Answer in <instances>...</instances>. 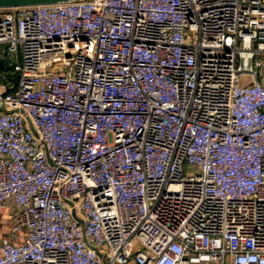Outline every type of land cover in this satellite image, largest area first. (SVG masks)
<instances>
[{"label": "built area", "instance_id": "1", "mask_svg": "<svg viewBox=\"0 0 264 264\" xmlns=\"http://www.w3.org/2000/svg\"><path fill=\"white\" fill-rule=\"evenodd\" d=\"M1 57L0 264H264V0L0 7Z\"/></svg>", "mask_w": 264, "mask_h": 264}, {"label": "water", "instance_id": "2", "mask_svg": "<svg viewBox=\"0 0 264 264\" xmlns=\"http://www.w3.org/2000/svg\"><path fill=\"white\" fill-rule=\"evenodd\" d=\"M74 0H0V7H9L16 5H30V4H42V3H55V2H67ZM0 68L14 70V63L9 64L4 57L0 58ZM18 74L14 72L12 76L13 86L8 91L13 90L17 82Z\"/></svg>", "mask_w": 264, "mask_h": 264}, {"label": "crops", "instance_id": "3", "mask_svg": "<svg viewBox=\"0 0 264 264\" xmlns=\"http://www.w3.org/2000/svg\"><path fill=\"white\" fill-rule=\"evenodd\" d=\"M13 212L11 205L0 208V245L5 240H19L18 236L15 237L11 232Z\"/></svg>", "mask_w": 264, "mask_h": 264}, {"label": "rangeland", "instance_id": "4", "mask_svg": "<svg viewBox=\"0 0 264 264\" xmlns=\"http://www.w3.org/2000/svg\"><path fill=\"white\" fill-rule=\"evenodd\" d=\"M262 69L264 70V65L261 67V70H262Z\"/></svg>", "mask_w": 264, "mask_h": 264}]
</instances>
